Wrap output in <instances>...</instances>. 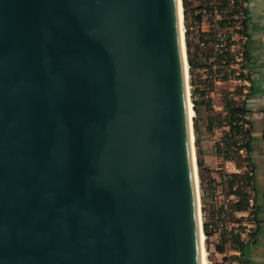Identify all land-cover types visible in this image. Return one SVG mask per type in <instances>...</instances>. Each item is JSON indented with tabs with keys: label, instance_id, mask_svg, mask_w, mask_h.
<instances>
[{
	"label": "water",
	"instance_id": "1",
	"mask_svg": "<svg viewBox=\"0 0 264 264\" xmlns=\"http://www.w3.org/2000/svg\"><path fill=\"white\" fill-rule=\"evenodd\" d=\"M183 22L0 0V264H202Z\"/></svg>",
	"mask_w": 264,
	"mask_h": 264
},
{
	"label": "rangeland",
	"instance_id": "2",
	"mask_svg": "<svg viewBox=\"0 0 264 264\" xmlns=\"http://www.w3.org/2000/svg\"><path fill=\"white\" fill-rule=\"evenodd\" d=\"M187 2V25L189 26L188 52L190 61L195 65V67L190 69L186 46L188 85L192 104V90L194 93L193 96L197 98V103L199 104L197 111L193 114L192 122L202 224L212 223L215 216L216 210L213 204L215 197L214 185L217 182L216 177H214L215 174L221 177L222 173L232 172L234 168L246 167V169H253L256 189L255 213L248 215L246 219L243 218L240 220H245V222L252 223V225L254 224L255 234L252 245L258 242V244L261 243V246L264 247V212L262 210V197L264 195V144L262 139L264 128V39L262 42H252L248 33H246L247 40H241L238 43L241 49L240 51L243 52L244 60L237 64L231 79L220 82L215 87L216 92L209 103L199 101V93L201 91L198 87L200 83L199 72L204 68L209 69L210 59L214 54V48L209 43V40H212L213 33L210 26L206 24L199 25L195 21V16L198 14L196 8L200 5H205L204 0H187ZM239 34L242 35L241 33ZM241 68H244L246 73L244 77L239 79L236 73L241 72ZM213 70L218 75L222 72V69L219 67H215ZM259 86L261 88L260 92L256 93L259 90ZM230 95L236 98V105L233 104L232 107L244 111V113H235L233 116H242L243 122L248 125L247 142L250 149L248 150L246 148V152L242 154L238 152L227 155L222 154L220 152L222 147L218 144V141L220 139L222 140V134L221 132L214 131V128H216L214 125L222 128L225 127V123L220 117V112L212 108V106L218 107L220 104H228ZM194 125H196L197 132H195ZM222 142L223 144H229L228 140H222ZM207 153L217 156V163H215L217 168L214 170L205 167L204 157ZM198 162L201 163L200 168H198ZM235 188H237V184H233L231 190ZM229 192L230 189L227 186L223 188L222 194L219 195L217 201L220 202L223 199H227ZM204 244L208 264H253L245 258V254H243L244 257L229 255L228 251H231L233 247H230V249L226 245L224 246L222 239L212 234ZM218 247L222 248V253L218 252ZM262 262L264 264V255L262 256Z\"/></svg>",
	"mask_w": 264,
	"mask_h": 264
},
{
	"label": "built area",
	"instance_id": "3",
	"mask_svg": "<svg viewBox=\"0 0 264 264\" xmlns=\"http://www.w3.org/2000/svg\"><path fill=\"white\" fill-rule=\"evenodd\" d=\"M208 4L203 5V8L198 10L200 15L199 25L206 24L212 28V40L209 43L214 48V54L210 59L209 69L204 68L200 73L199 101L207 103L213 98L216 89L215 87L225 80H230L233 76V71L243 59V52L240 50L239 41L247 40L246 32L244 31V22L247 20L246 5L242 0H204ZM223 3V4H220ZM203 18V20H202ZM240 31V32H239ZM241 33L242 35H240ZM221 68L222 72L218 75L214 72V68ZM238 72V78L245 76L244 68ZM214 87V88H213ZM192 101L197 102V98L192 96ZM230 104H235L236 98L229 96ZM225 104H220L218 107L212 106L220 112V117L225 123V127L214 125V131L221 132L222 140H228L229 144H223L222 140L218 141L222 154H232L238 152L242 154L246 152L248 145V125L243 122L242 116H232ZM238 109V108H235ZM219 128V129H218ZM235 167V166H233ZM215 187V216L212 223L206 224L208 231L220 239L224 246L233 247L228 254L233 256H243L245 248L252 245L254 242V224L247 223L245 220L248 215L255 213V183L253 169L246 167L234 168L232 172L222 173L221 177L216 176ZM233 184H237V188H233ZM230 189L227 199L218 202L219 195L222 194L223 188ZM235 204H241L243 209L235 210ZM202 233L204 234V242L207 237L204 233V224H202ZM222 253V252H221ZM244 257V256H243Z\"/></svg>",
	"mask_w": 264,
	"mask_h": 264
},
{
	"label": "crops",
	"instance_id": "4",
	"mask_svg": "<svg viewBox=\"0 0 264 264\" xmlns=\"http://www.w3.org/2000/svg\"><path fill=\"white\" fill-rule=\"evenodd\" d=\"M242 2L246 5V33L252 42H262L264 39V0H242ZM258 89L256 93L260 92V86ZM216 159L217 156L207 153L204 157L205 167L210 170L216 169ZM261 245L257 242L255 245L248 246L246 252L244 251L245 258L253 264H263L264 247Z\"/></svg>",
	"mask_w": 264,
	"mask_h": 264
},
{
	"label": "trees",
	"instance_id": "5",
	"mask_svg": "<svg viewBox=\"0 0 264 264\" xmlns=\"http://www.w3.org/2000/svg\"><path fill=\"white\" fill-rule=\"evenodd\" d=\"M204 3H209L208 1H204ZM220 4H223V3H220ZM182 6H183V17H184V27H185V40H186V46H187V53H188V62H189V66H190V69L195 67L194 64H192V62L190 61L189 59V52H188V29H189V26L187 25V11H188V2L187 0H182ZM201 8H203V5H200L199 7L196 8V11L200 10ZM195 21L197 22H200V15H196L195 16ZM244 26V31L246 32V22H244L243 24ZM203 35V34H202ZM207 44V42H205ZM204 44V43H202ZM194 95L193 93V90H192V96ZM198 103L196 101H193V108H194V111L196 112L197 111V107H198ZM225 109H227V111L233 116L235 113H244L243 110H239V109H235L232 107V104L228 103L226 104L225 106ZM195 127V132H197V129H196V125H194ZM247 149L249 150L250 147L247 145ZM201 167V163L198 162V168ZM234 209L235 210H241L243 209V206L241 204H235L234 206ZM204 233L206 235V237L208 238L209 236H211V233L208 231V227L207 225L204 223ZM222 247V246H221ZM221 247H218L217 250L218 252L220 253L222 251V248Z\"/></svg>",
	"mask_w": 264,
	"mask_h": 264
},
{
	"label": "bare ground",
	"instance_id": "6",
	"mask_svg": "<svg viewBox=\"0 0 264 264\" xmlns=\"http://www.w3.org/2000/svg\"><path fill=\"white\" fill-rule=\"evenodd\" d=\"M180 20H181V34L183 33V28H182V16H180ZM187 67V66H186ZM185 67V70L187 69ZM188 78V76H187ZM191 103L189 102V117L192 118L194 117L193 114H194V111L192 110L191 108ZM194 147H193V162H195V174H196V170H197V164H196V156H195V152H194ZM198 183V181H197ZM198 189V187H197ZM199 194V192H198ZM197 194V195H198ZM200 200V199H199ZM199 222H200V226H201V231H200V249H201V263L202 264H208L207 262V252H206V249H205V244H204V234L202 233V219H201V211L199 212Z\"/></svg>",
	"mask_w": 264,
	"mask_h": 264
},
{
	"label": "flooded vegetation",
	"instance_id": "7",
	"mask_svg": "<svg viewBox=\"0 0 264 264\" xmlns=\"http://www.w3.org/2000/svg\"><path fill=\"white\" fill-rule=\"evenodd\" d=\"M262 139H263V144H264V128H263V132H262ZM262 205H263L262 210L264 212V204H262Z\"/></svg>",
	"mask_w": 264,
	"mask_h": 264
}]
</instances>
